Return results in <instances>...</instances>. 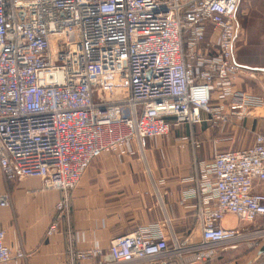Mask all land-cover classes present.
Returning a JSON list of instances; mask_svg holds the SVG:
<instances>
[{
  "label": "built area",
  "instance_id": "obj_1",
  "mask_svg": "<svg viewBox=\"0 0 264 264\" xmlns=\"http://www.w3.org/2000/svg\"><path fill=\"white\" fill-rule=\"evenodd\" d=\"M241 1L0 0V173L7 185L36 178L42 190L62 192L46 238L65 225L72 242L71 193L94 160L181 125L223 132L264 106L235 86ZM181 142L202 146L191 136ZM191 180L183 197L198 202L200 242L187 238L174 250L156 223L107 249L70 247L68 264H206L222 247L261 245L264 228L221 222L264 217V134L196 159ZM11 204L9 190L0 194V207ZM25 258L0 230V264Z\"/></svg>",
  "mask_w": 264,
  "mask_h": 264
},
{
  "label": "crops",
  "instance_id": "obj_2",
  "mask_svg": "<svg viewBox=\"0 0 264 264\" xmlns=\"http://www.w3.org/2000/svg\"><path fill=\"white\" fill-rule=\"evenodd\" d=\"M251 1L244 10L243 20L239 16L243 0L237 13V41L239 43L242 34L245 40L241 47L237 43L236 59L244 69L236 78L235 86L256 96L250 92V82H255L264 91V72L251 71L264 69V0ZM258 4L260 42L253 50H259L252 52L249 49L252 46L249 41L251 34L244 25L248 20L246 15ZM260 98L264 100V96ZM210 130L213 129L208 124L173 127L166 137L134 142L128 154L117 156L109 153L94 160L71 193L72 242L65 225L58 234L46 238L61 191L42 190V182L36 178L7 185L0 173V194L9 190L12 197L10 207H0V230L6 232V242L10 247L21 245L27 253V258L9 264H68L70 247L84 250L98 245L107 249L112 239L156 223L166 226L170 244L173 237L200 242L198 202L196 199H184L183 192L194 188L191 180L194 161L210 160L216 151L214 133ZM234 130L233 143L238 145L237 149L252 146L255 136L264 134V106L250 111L242 126ZM201 131L204 138H201L199 149H194L189 143L181 146L183 137L197 138ZM250 134L254 138L249 139ZM261 191L264 192V188ZM252 225L254 229L264 228V217L255 223L242 225L234 216L228 215L221 222L224 228L246 226L249 229L248 226ZM263 243L254 250L245 248L236 254L219 251L214 264H247ZM254 264H264V256Z\"/></svg>",
  "mask_w": 264,
  "mask_h": 264
},
{
  "label": "rangeland",
  "instance_id": "obj_3",
  "mask_svg": "<svg viewBox=\"0 0 264 264\" xmlns=\"http://www.w3.org/2000/svg\"><path fill=\"white\" fill-rule=\"evenodd\" d=\"M250 1L251 0H243L242 4H241V7H240V10H239V16L240 18L243 20V16H244V10L247 9L248 7V4H250ZM253 1V0H252ZM251 1V2H252ZM256 8H254L252 11H250L251 13L249 15H246L247 17V22L245 23L244 25V28L246 30H249V34H251V38L249 41H251L252 43V46L249 48L252 52H256L257 50H259V48L255 50V46L258 44L259 45V42H260V9H259V4L257 6H255ZM248 13V12H247ZM245 35V34H244ZM242 38V39H241ZM244 40H245V37L243 38V34L240 36V41L238 43V46L241 47L243 44H244ZM243 71V69L241 70V72ZM241 74H238V77L240 76ZM237 77V78H238ZM250 85L252 86L251 88V93L253 95H256V96H259V97H263L264 96V91H262V88L257 85L255 82H250ZM246 119V118H245ZM243 119L239 124H235L236 127L234 128H225L223 132L219 131L218 130V127H212V125H210V123H203L201 126H204V125H209L211 126L210 128H212L213 130H210V133H214V137H215V140H218V144H215L216 145V148L215 150L218 151V152H224V151H234V150H239L237 149L238 148V145L235 144V142L233 143V133L235 132L234 129H236L237 127L239 126H242L244 120ZM207 128V126H205ZM227 127V125L225 126ZM234 130V131H233ZM219 131V132H218ZM215 132H217L218 134H216ZM213 135V134H211ZM204 132L201 131L200 132V135L198 134L197 138L198 141H200V143L202 144V141H201V138L203 139L204 137ZM253 136L254 138V135L250 134L249 136V139ZM196 137V136H195ZM196 138V139H197ZM226 139H228L227 141H225ZM215 151V152H216ZM193 169H194V165H193ZM246 227V226H245ZM248 227H252L250 230L246 228V230L248 231H252V232H255V231H258V229H254V225L252 226H248ZM186 239L184 240H180L176 237H173L172 238V242H171V248L176 250L177 247H182V245H188V244H180V243H183L185 242ZM179 242V243H178ZM242 247V248H241ZM241 248V249H240ZM245 248H247V246L245 245V243H242L240 247H238L237 249H232V248H229V246H225V247H222L220 248L216 254H215V257L217 256V254L219 253V251H226V253H237V252H241L243 251ZM240 249V250H239ZM251 250H254V249H251ZM223 253V252H222ZM214 257V258H215ZM214 258L210 259L208 261V263L206 264H214L215 262L213 261ZM163 263V261L161 262V264ZM168 264H171V263H175V264H179L177 259H173L171 262H167Z\"/></svg>",
  "mask_w": 264,
  "mask_h": 264
},
{
  "label": "water",
  "instance_id": "obj_4",
  "mask_svg": "<svg viewBox=\"0 0 264 264\" xmlns=\"http://www.w3.org/2000/svg\"><path fill=\"white\" fill-rule=\"evenodd\" d=\"M239 67L241 69H244L242 67V65L239 64ZM251 71H261V72H264V69H254V70H251ZM264 256V243L263 245L256 251V253L254 254V256L250 259V261L247 263V264H254L256 263L258 260H260L262 257Z\"/></svg>",
  "mask_w": 264,
  "mask_h": 264
}]
</instances>
